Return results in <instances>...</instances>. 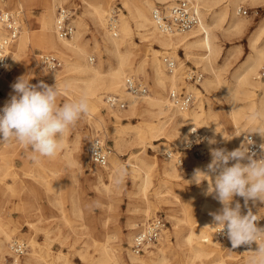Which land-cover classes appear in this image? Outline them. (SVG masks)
I'll use <instances>...</instances> for the list:
<instances>
[{"label":"bare ground","instance_id":"bare-ground-1","mask_svg":"<svg viewBox=\"0 0 264 264\" xmlns=\"http://www.w3.org/2000/svg\"><path fill=\"white\" fill-rule=\"evenodd\" d=\"M64 1L47 0L46 10L43 14L42 40L51 50L59 53L64 60L63 68L49 71L47 78L53 81L54 85L68 86L79 96H86L90 105L88 114L89 116H95L97 127L102 119L99 112L102 105L105 106L107 115L114 117V123L121 124L120 126H122L121 129L116 128L115 132L113 131L115 152L109 156L108 164H111L101 167L103 171L91 169V174L96 176L97 179L101 180L105 176L110 181V184L117 181L122 174L121 167L119 163L113 165L112 162H119L121 146L126 141L143 144L145 138L137 132H134L129 140H126L122 136L123 133H131L134 125L124 126L121 120L129 118V116H135L138 112L143 114V122L150 124L152 137H165L174 144H177V141L187 136L191 127L198 126L202 128L207 134L205 146L209 152L210 148L216 147L226 148L229 151L239 148L242 145L243 135L246 131L252 132L257 139L264 138V135L256 132L257 130L264 132V82L258 77V70L264 61V19L260 21L256 30L250 36L248 41L250 52L241 65L238 66V69L232 73L231 79H226L223 76V73L227 70L226 65L219 66L215 64L221 53L220 40L217 33L222 32L227 37L240 36L251 26L248 15L243 16L239 12L240 3L247 2L250 8L256 11V8L260 7V3H264V0H188L199 13V23L185 32H164L159 29L152 19V11L148 13V9L151 8L152 3L147 0L139 2V4L137 0H123V7L127 11V16L120 15L112 25L109 24L108 18L113 10L109 11L107 9L105 6L106 0H82L83 10L81 15L73 19L75 25L73 34L69 38L60 39L56 36L54 30L53 15L55 13L53 14V9L61 6ZM157 1L165 5L169 0ZM14 2L15 5L21 8L23 0H0V9L9 7L10 4L14 5ZM86 17L92 21L97 33L101 37L103 54L106 55V62L108 64L106 69L102 67L100 62L93 64L87 61V58H89L86 56L87 46L81 39L82 32L85 29ZM131 23L140 28L138 33L143 38L151 44L156 43L158 45V48L151 47L149 57L141 59L134 70L135 72L142 73L146 64L150 68L152 78L157 86L151 95L147 93L135 97L124 86V79L128 75L126 74V70L134 67L132 58V48L134 47H129L134 44L129 39ZM116 28L119 32H116ZM3 32L4 30L0 24V34H3ZM28 42L29 29L27 26H24L20 30L17 39L9 46L10 60L6 68L8 73L13 70L15 73L17 70L26 67V64H23V52ZM178 49H182L185 58L194 59L195 63L200 65L206 72V76L200 82V87L193 84L191 87H188V89L195 93L197 98L194 96L195 102L187 110H179L172 106L168 101L167 95H164L165 90L168 88L170 90L176 89V82L179 77L175 69L171 72L164 69V63L160 56H163L165 53L169 54L175 59L176 66H178ZM238 52L239 50H233L231 54ZM112 57L115 58L114 64L111 62ZM29 71H32L31 67H29ZM8 81L9 77L1 73L0 87ZM202 91L205 92L204 95ZM103 93L120 95L127 101V107L123 109L107 107L102 99ZM210 94H216V99H221L225 102L227 114L229 115V129L224 127L220 112L214 109L211 104L206 109L202 106L201 101H199L197 106L194 107L201 96H204L208 100L207 97ZM253 112L261 114L258 120L253 121L249 119ZM144 114H148L149 119ZM153 117L155 121L151 120ZM80 139L81 135L78 134L75 139L76 150L79 147ZM167 140L166 142L161 141L159 144H153L152 142H148V144L154 146V148H158L159 151L165 149L163 152L165 156L166 151L173 149V146L167 143ZM209 141H215V143L210 144ZM210 162L199 160L188 153L184 154L183 165H178L173 158L166 157H164V162L161 165L158 164L156 159L152 162L136 159L133 165L132 176L133 178L138 177L141 179L142 191H145L149 183L151 171L158 169L159 174L163 178L162 181L165 183L183 180L193 183L195 170L198 168L201 170L206 169V166ZM208 183V181H202L197 190L189 195L190 202L196 200L198 202L199 214L197 218L192 219L189 206L184 203L181 208L183 217L173 223V231L176 234L179 223L185 222L189 226L188 232L183 236V244H181L186 246L184 253L187 258L186 261L190 264H224L226 262H236L239 264L242 262L237 261L242 259L244 264H247L248 257L251 255L249 251L256 250L258 245H241L233 248L231 241L225 240L224 242H220L216 239L214 234L216 227L210 213L217 207L222 209L223 206L219 201L218 204H215L210 200L212 196L205 195ZM237 201L241 204L242 214L249 211V203L245 206L244 200L240 198L234 197L232 206H235ZM54 203L60 212L61 218L64 222H67L66 210L60 195L54 198ZM70 203L71 213L76 214L79 211L76 208L77 200L71 198ZM252 203L256 208L254 211H258V215L262 217L258 227L264 228V208L260 207L264 203L259 201ZM206 210L212 212L204 214L203 211ZM149 213L147 208L145 215L147 216ZM132 226H136V223H133ZM15 233L16 228L11 227L8 222L0 217V264L6 260L5 256L10 254L9 242L13 240ZM51 233L53 232H47L45 245H49ZM168 233L167 229L158 238L160 245H155L156 251L149 250L151 245L145 249L147 258L132 252L129 246L132 245L133 236L131 233H128V260L133 264H149L150 262L153 264H168L165 256V248L169 245ZM53 235L56 237L60 236V229L56 230ZM65 238L67 237L60 236L61 242ZM27 240L29 248L23 256L22 264H40L41 262L43 264H68V258L64 255V252L60 251L61 253L54 256H50L49 254L42 255V245L34 237H29ZM110 242L111 240L107 236V239L103 243H94L95 250L98 251L99 256L95 259L89 256L87 257V261L92 263L94 261V264L124 263ZM79 254L86 258L83 252L80 251Z\"/></svg>","mask_w":264,"mask_h":264},{"label":"rangeland","instance_id":"rangeland-1","mask_svg":"<svg viewBox=\"0 0 264 264\" xmlns=\"http://www.w3.org/2000/svg\"><path fill=\"white\" fill-rule=\"evenodd\" d=\"M46 1L47 0H23L21 8L15 5L14 2V5L10 4L9 7L0 9L20 11V30L24 26L28 27L30 42L27 43L23 52V64H26V67L17 70L15 73L14 70L8 73L7 69L2 72L9 77V81L5 82L0 87V108H3L5 103L10 99V96L14 94L11 85L15 83L16 79L20 76H32L30 80L32 84L43 81L49 86H54V82L47 78L48 71L41 68L38 63L39 53H54L62 61L61 67L57 70L63 68V58L59 53L51 50L42 40L43 14L46 10ZM137 1L139 4V2H144L146 0ZM147 1L152 3L151 8L148 9V13L152 11V8L169 4V2H167L164 5L157 0ZM105 4L109 11L115 10L116 19L119 18L120 15L127 16V11L125 7H123V0H106ZM61 6L71 8L73 11V23V19L81 15L83 1L65 0ZM58 7L59 6L53 9V14H56ZM241 7L247 10V13L243 14V16L248 15L251 26L240 36L227 37L226 34L222 32L217 33L220 40L221 53L215 64L227 66V70L223 73L226 79H231L232 73L238 69V66L241 65L242 61L250 52L248 46L249 38L256 30L260 21L264 19V3H260V7L256 8V11L250 8L247 2L240 3V8ZM55 14L53 15L54 18ZM139 29L140 28L134 23H131L129 39L134 44L129 47H134L132 48L134 67H132V69H127L126 74H128L127 76L134 75L141 82L145 83L149 88L148 94L151 95L157 86L152 78L150 68L146 64L142 73L135 72L134 70L141 59L149 57L151 47L158 48V45L156 43L151 44L148 40L143 38L142 35L138 33ZM116 32H119L117 28ZM81 39L87 46L86 56L89 57L87 61L93 64L100 62L102 67L106 69L108 64L106 62V55L103 54L101 37L97 33L92 21L87 17L85 18V29L82 32ZM233 50H239V52L231 54ZM177 53L179 57L175 72L178 73L179 79L176 82V88H184L186 91L193 93V91L188 89L193 83L184 80V71L189 68H196L203 74L201 81L206 76V72L200 65L195 63L194 59L185 58L182 49H178ZM111 62L112 64L115 63L114 57H112ZM180 65L182 66L179 67ZM29 67L32 68L31 72L29 71ZM163 67L166 69L164 64ZM200 82L199 84L193 85L200 87ZM58 88L60 89V95L57 100L59 105L72 102L81 97L68 86H58ZM169 90V88L165 90L164 95H167ZM104 94L105 93H103V95ZM193 94L196 97L195 93ZM202 94L204 95L205 92L202 91ZM204 99V96H201L194 107L197 106L199 101H201L202 106L206 109L211 104L214 109L220 112L224 127L229 129V115L227 114L225 102L221 99H216V94H210L207 97L208 100ZM99 112L102 119L98 127L95 124V116H89V114L83 115L75 125L70 127L65 133L62 141V148L51 158L39 157L34 160L32 157L36 154L32 153L29 147L15 140L0 142V217L8 222L11 227L16 228L13 240H24L28 246L27 239L29 237H34L43 247L41 250L42 255L49 254L50 256H54L64 252V255L68 258V264H94V261L93 263L87 261V257L89 256H92L94 259L99 256L98 251L95 250L94 243H103L107 239V236H109L112 247L124 261L122 264H133L128 260L127 256V234L131 233V235L134 236L135 232L150 219L160 217L166 223L165 230L168 229L169 232V245L165 248L167 263L190 264L186 261L187 258L184 255L186 246L181 245L183 244V236L188 232L189 226L185 224V222L179 223L177 226L178 232L176 234L173 231V223L183 217L181 208L184 203L189 206L192 219L197 218L199 214L198 202L197 200L190 202L189 195L197 190L200 184H196L195 182L189 183L185 180L165 183L162 181L163 178L159 174L158 169L156 171H151L149 183L145 191H142L141 179L138 177L133 178L132 176L133 165L136 159H143L147 162H152L156 159L158 164L161 165L164 162L165 156L163 152L165 149L159 151L158 148L150 146L148 142L159 144L161 141L166 142L167 138L152 137L150 131L151 126L143 122L144 119L142 118L143 114L141 112H138L135 116H129V118L123 119L121 122L124 126L134 125L131 133H123L122 136L126 140H129L134 132H137L145 138L143 144L126 141L121 146L119 151V162H112L113 165L119 163L121 167L122 174L117 181L110 184V181L105 176H103L101 180L97 179L96 176L91 174V169L103 170L98 165L93 164L89 159L88 151L91 138L99 135L106 140L112 149L111 156L115 152L113 138L115 129H121L122 127L120 126L121 124L114 123V117L107 115V110L104 105L100 107ZM144 115H147L149 119L148 114ZM151 120L155 121V118L153 117ZM78 134L81 135V139L79 147L76 150L75 139ZM167 143L173 147L177 145L168 140ZM209 153L207 149V154L204 156L205 158L202 157L197 159L206 162L211 161ZM59 195L63 200V206L66 210L67 222H64L61 218L60 212L54 203V198ZM71 198L77 200L76 208L79 211H77L76 214L70 211ZM236 198L243 199L238 196ZM210 200L218 204V201L213 197H210ZM248 203L249 210L252 213L259 214L258 211H254L256 208L252 201ZM260 207L264 208V205ZM147 208L150 213L146 216L145 210ZM220 210L221 208L217 207L213 212L206 210L203 211V213H214ZM247 212L245 214H247ZM78 213H80V215H78ZM133 223H136V226H132ZM58 229H60V236L63 235L67 237L63 242H61L60 236L56 237L53 235ZM49 231L53 232L50 235L51 241L49 245H45L46 234ZM155 245H160L159 240L151 244L149 250L156 251ZM28 248L29 246L27 249ZM129 248L131 249V246H129ZM80 251L83 252L86 258L79 254ZM139 255L147 258L146 252ZM7 256L8 255L5 256V259H7ZM5 261H3L2 264H4ZM237 262L244 263L242 259H239ZM40 264H43V262ZM149 264L153 263L150 262Z\"/></svg>","mask_w":264,"mask_h":264},{"label":"clouds","instance_id":"clouds-1","mask_svg":"<svg viewBox=\"0 0 264 264\" xmlns=\"http://www.w3.org/2000/svg\"><path fill=\"white\" fill-rule=\"evenodd\" d=\"M32 76L23 75L11 85L14 94L0 108V142L15 140L29 147L36 160L39 157H54L62 148L65 133L83 116L89 113L88 98L82 96L72 102L57 103L60 89L57 84L49 86L40 81L30 83ZM253 112L249 119L260 118ZM261 135L264 132L257 130ZM215 143V141H209ZM256 158L247 144L234 150L210 148L211 162L206 169H196L193 180L196 184L208 181L205 195H210L222 204L219 212L210 213L214 226L226 229L233 248L241 245H258L249 251L247 264H264V228L256 225V216L249 210L241 213V204L232 206L234 197H241L245 206L249 201L264 203V145ZM231 162V163H230Z\"/></svg>","mask_w":264,"mask_h":264},{"label":"built area","instance_id":"built-area-1","mask_svg":"<svg viewBox=\"0 0 264 264\" xmlns=\"http://www.w3.org/2000/svg\"><path fill=\"white\" fill-rule=\"evenodd\" d=\"M167 6H157L151 16L156 26L164 32H185L193 28L199 23V13L189 3L188 0H169ZM241 14H246L247 10L239 8ZM73 11L67 6H59L56 10L54 18L55 34L60 39L71 37L74 32L72 23ZM116 20V12L112 11L108 18L110 25ZM0 24L4 30L0 35V74L6 70L10 60L9 46L17 39L21 24L20 12L13 10H0ZM162 61L167 71L171 72L176 68V61L169 54L161 56ZM38 63L46 71H54L61 67V59L51 52H41L38 54ZM203 74L196 68H189L184 71V80L199 84ZM258 77L264 82V61L258 70ZM124 86L127 91L138 97L149 92L148 86L134 76H126ZM169 103L179 110H187L193 106L195 102L194 95L186 91L184 88L169 90L167 94ZM103 102L107 107L123 109L127 107V101L120 95L115 93H105ZM207 134L202 128L195 126L191 127L187 136L177 142L173 149L165 152L166 158H173L178 165L184 164V154L188 153L196 158H202L207 154L205 146ZM242 144H247L251 152L256 153V158L262 153L261 145H264V138L257 139L252 132L246 131L243 135ZM111 146L101 136L96 135L91 138L89 145L90 161L100 167H104L109 163L111 154ZM256 217V225L261 223V216L252 213ZM166 228V223L160 217L150 219L142 228L138 229L132 240L131 250L135 254H142L145 249L156 242L163 234ZM215 237L220 242L229 240L226 234V229L222 230L219 227L215 228ZM230 241V240H229ZM255 244V243H253ZM252 244V245H253ZM251 245V246H252ZM248 246V245H246ZM27 244L24 240L14 239L9 242V251L4 264H21L22 258L27 251ZM224 264H238L235 262ZM244 264V263H239Z\"/></svg>","mask_w":264,"mask_h":264}]
</instances>
